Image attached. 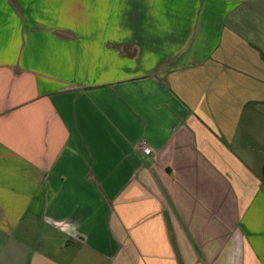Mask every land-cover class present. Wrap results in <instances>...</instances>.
I'll return each instance as SVG.
<instances>
[{"label": "crops", "instance_id": "obj_1", "mask_svg": "<svg viewBox=\"0 0 264 264\" xmlns=\"http://www.w3.org/2000/svg\"><path fill=\"white\" fill-rule=\"evenodd\" d=\"M263 168L264 0H0V264H264Z\"/></svg>", "mask_w": 264, "mask_h": 264}, {"label": "built area", "instance_id": "obj_2", "mask_svg": "<svg viewBox=\"0 0 264 264\" xmlns=\"http://www.w3.org/2000/svg\"><path fill=\"white\" fill-rule=\"evenodd\" d=\"M143 153L145 154V155H147V156H150L151 155V153H152V151H151V149L149 148V147H144L143 148Z\"/></svg>", "mask_w": 264, "mask_h": 264}, {"label": "trees", "instance_id": "obj_3", "mask_svg": "<svg viewBox=\"0 0 264 264\" xmlns=\"http://www.w3.org/2000/svg\"><path fill=\"white\" fill-rule=\"evenodd\" d=\"M262 179H263V183H264V168H263V176H262Z\"/></svg>", "mask_w": 264, "mask_h": 264}]
</instances>
